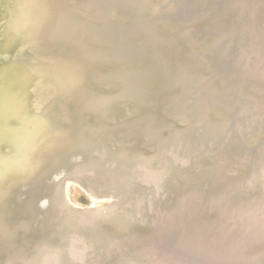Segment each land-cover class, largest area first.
I'll list each match as a JSON object with an SVG mask.
<instances>
[{
  "label": "rangeland",
  "instance_id": "obj_1",
  "mask_svg": "<svg viewBox=\"0 0 264 264\" xmlns=\"http://www.w3.org/2000/svg\"><path fill=\"white\" fill-rule=\"evenodd\" d=\"M20 1L0 0V79L8 76L0 80V264H42L49 254L58 264H82L72 249L91 264L134 236L145 240L142 248L103 264H264L257 228L264 205L252 224L247 217L239 224L233 211L263 194L246 184L252 176L264 182V127L245 129L244 116L238 129L236 104L256 95L245 75L252 57L264 62V0H192L190 13L157 20L153 40H174L186 71L155 102L162 77L154 86L147 77L155 75L145 73L161 64L124 56L149 39L132 34L140 29L133 24L174 15L185 0H121L142 6L134 17L108 15L112 0H97L101 14L83 0H30L21 12ZM25 24L38 28L35 35L28 38ZM107 32L114 36L96 35ZM43 72L61 86L74 74L82 82L65 93ZM24 73L30 80L12 84ZM29 130L38 133L28 143ZM68 134L83 142L54 166L60 149L52 142ZM42 163V175H30ZM11 167L19 171L6 172ZM237 181L242 186L232 189ZM197 192L204 196L186 199L203 202L182 201ZM163 211L170 224H155L153 239L152 221Z\"/></svg>",
  "mask_w": 264,
  "mask_h": 264
},
{
  "label": "bare ground",
  "instance_id": "obj_2",
  "mask_svg": "<svg viewBox=\"0 0 264 264\" xmlns=\"http://www.w3.org/2000/svg\"><path fill=\"white\" fill-rule=\"evenodd\" d=\"M236 1V0H235ZM242 1V0H241ZM252 1V0H251ZM109 2V1H108ZM233 2V1H232ZM85 4L87 7H89V8H94V9H96V11L98 10L100 13L99 14H101V12H103V10L102 9H100L99 7H98V5H100V2L99 1H97V0H83L82 1V4ZM110 3V2H109ZM108 3V4H109ZM235 3V2H234ZM245 3V2H244ZM243 3V4H244ZM238 5V4H237ZM251 5V4H250ZM27 6V5H26ZM84 6V5H83ZM247 7H248V5H246ZM101 7H103V6H101ZM104 7H106L105 5H104ZM253 7V6H252ZM249 8V7H248ZM233 9H234V11H236L237 10V8H235V7H233ZM234 11H232V12H234ZM240 12V11H239ZM244 13V12H243ZM237 14V11L235 12V15ZM240 14H242V13H239V15ZM103 15V14H102ZM101 15V16H102ZM249 15V14H248ZM250 15L252 16V19H253V17H254V12H253V14H251L250 13ZM249 15V16H250ZM58 16V15H57ZM96 16V15H95ZM99 17V16H98ZM102 18V17H101ZM103 20V19H102ZM135 20V19H134ZM235 20V23H237V22H241V20L242 19H239V17L238 18H235L234 19ZM104 21V20H103ZM136 21V20H135ZM220 21V20H219ZM220 23V22H219ZM222 23V22H221ZM220 23V24H221ZM132 24V23H131ZM219 24V25H220ZM217 25V24H216ZM101 26V25H100ZM136 26V25H135ZM218 26V25H217ZM100 28V27H99ZM120 28V27H119ZM135 28V27H134ZM98 29V28H97ZM135 29H137V28H135ZM114 30V29H113ZM119 30V29H118ZM129 30H131V28H129ZM122 31V30H121ZM103 32V31H102ZM106 32V31H105ZM109 32H112V31H109ZM122 33H123V31H122ZM121 33V34H122ZM110 34L112 35L113 33H108L107 32V36H105V35H102V36H100L99 34H96L97 35V37L98 38H102V37H104V39L105 40H108V38H110ZM118 34H119V31H118ZM117 33H116V35H118ZM112 36H114V35H112ZM121 37V36H120ZM100 38V39H101ZM113 42V41H112ZM123 44H125V43H123ZM249 44H251V43H249ZM124 46H126V45H124ZM257 46V45H256ZM264 46V45H263ZM124 49H127L126 47H123ZM115 50V49H114ZM260 49H258V51H259ZM252 51V50H251ZM126 53H129V54H127V55H124V56H131V55H133L134 54V56L135 57H139V59H141L142 58V53H143V49L142 48H139L138 50H134V52H126ZM108 55H109V53H108ZM144 55H148V57L149 56H151V55H149L148 53H144ZM119 56H121V55H118L117 57H119ZM110 57V56H109ZM114 57V56H113ZM253 58V57H252ZM251 58V62L247 65L248 67L246 68V69H248L250 72H246V75L245 76H248V79H246L245 77V81H249V84H250V88H252V90L256 93V95L253 97V98H251V99H248V104L246 105V104H244V107L242 108L241 107V102L240 101H237V115L239 116H237V118H238V122L236 123L237 124V127H238V129L239 128H241V127H244L243 126V124H242V121H243V117L244 116H247L248 117V120H246V123H247V125L245 126V129H247V128H249V129H247V130H250V129H253V128H255V124H257V123H260V125L262 126V127H264V62L262 63V64H258L257 63V59H252ZM144 59V58H143ZM249 59V58H248ZM146 61V60H145ZM259 61V60H258ZM147 62V61H146ZM247 62V61H246ZM260 62V61H259ZM238 64H239V62H238ZM241 64V63H240ZM250 65H252V66H256L257 65V67H259L258 68V70L257 71H259V72H256V71H252L251 70V66ZM239 67L241 68V70L243 71L244 69H245V67L246 66H244V68H243V65H239ZM116 70V69H115ZM148 71V70H147ZM241 71V72H242ZM259 73V74H258ZM146 75H154V74H152V72L150 71V73H149V71L147 72V73H145ZM15 78V77H14ZM244 78H243V80H244ZM11 79H12V77H11ZM1 81H5V80H8V76H7V79H5V78H3V79H0ZM10 80V79H9ZM12 83H13V81H12ZM7 86H8V84H6ZM5 85V86H6ZM5 91V90H4ZM0 93H1V90H0ZM10 94V93H9ZM2 95L3 94H1L0 95V97H2ZM2 101V102H1ZM1 104H3V105H5L6 104V101H3L2 100V98H1ZM247 102H245V103H247ZM243 103V102H242ZM0 112H1V115H4L3 113H4V111H1L0 110ZM3 112V113H2ZM18 112V111H17ZM17 114V113H16ZM6 115V114H5ZM242 116V117H241ZM245 124V123H244ZM236 127V128H237ZM19 131V130H18ZM25 131H26V129H25ZM22 132H23V130H22ZM37 133L38 132H34V130H32V131H30L29 130V132H26L25 134V136H26V141L29 143L30 142V140L32 139V137H34V136H36L37 135ZM7 135V134H6ZM15 138V135L13 136V138L12 139H14ZM23 141V145H21V146H18V147H20V148H23L24 146H26L27 145V142L26 141ZM12 141V140H11ZM16 142V141H15ZM20 143V142H19ZM19 143H17V144H19ZM16 145V144H15ZM24 149V148H23ZM22 150V149H21ZM263 156V159H264V154L262 155ZM239 159H242L243 157H238ZM243 159H245V158H243ZM238 160V159H237ZM145 182H147V183H153L154 182V178L153 177H145ZM249 186V189L250 190H255L256 188H258V189H261L262 190V192H263V194H259L258 196H254L252 199H248L247 201H240V202H242V204H240V202H238L237 201V204H236V206L234 205V213H235V215L237 216V221H238V223L240 224V217H244V218H246L247 217V221H248V223L251 221V218L253 217L254 218V216H255V213L253 212L254 210H256V209H260L261 210V208H263V205H264V182H260V180L259 179H257V178H253V176L252 177H250L249 179H247V184H246V186ZM240 186H242V182L241 181H237V182H235V184L233 185V187H232V189H238ZM231 190V189H230ZM228 193H229V191H228ZM192 195H189V194H186V195H184V196H182V201H192V200H189V199H186V198H191V199H195L196 197H198V196H204L202 193H191ZM225 195H226V193H225ZM228 195V194H227ZM223 197V196H222ZM206 198V197H205ZM208 198V197H207ZM212 198V197H211ZM217 198V197H216ZM209 199H210V197H209ZM219 199V198H218ZM223 199H224V197H223ZM214 200V198L213 199H211V201H213ZM229 200V199H228ZM182 201H180V202H182ZM223 201V200H222ZM143 202V201H142ZM142 202L140 203L141 205H142ZM150 202V201H149ZM201 202H203V200L201 201V199H197V200H193L192 201V204H193V206L194 205H196V204H198V203H201ZM214 202V201H213ZM216 202V201H215ZM218 202V201H217ZM184 203V202H183ZM186 204V203H185ZM139 206V205H138ZM183 206H185V205H183ZM182 205H180L179 207H183ZM228 206V205H227ZM140 207V206H139ZM143 207V206H142ZM139 209V208H138ZM141 209V208H140ZM142 210H143V208H142ZM160 211V210H159ZM157 214V216H158V218L156 219L155 218V220H157V221H155L154 220V218H152V220H154V222L149 218V217H147V218H149L151 221H152V228H153V232H152V238L153 239H155V236L159 233L158 231H159V228L157 229V227H158V225H155V224H157V223H162V221H164V223H162L159 227H161V226H163V225H166V224H170V223H167V222H169V217L167 216V215H170V213H166V211L164 212H161V213H156ZM171 214H175V213H171ZM147 215H150V214H147ZM155 215V214H154ZM251 215H253L252 217H251ZM134 217V216H133ZM146 217V216H145ZM136 218V217H135ZM261 218V223H260V225L257 227L259 230H258V236H259V238H264V212H262V216L260 217ZM144 219V218H143ZM234 220H236V219H234ZM148 222V221H147ZM249 224H252V223H249ZM183 225V224H182ZM181 225V226H182ZM254 226H255V223H254ZM162 230L163 231H166V229H165V227L164 228H162ZM162 230H161V233H162ZM160 233V234H161ZM242 235H244V234H242ZM245 236V235H244ZM152 239V240H153ZM245 241V239H240V241H239V246L241 247V241ZM145 242V240L144 239H142V237L140 238V236H134V237H132L131 239H130V241H129V243L131 244L130 246H128V244L129 243H127L125 246H123V247H120L119 245H114L113 247H114V249H113V251L112 252H110L107 256H106V254H98V256H96V259H97V261H95L96 259H93L94 261L91 263V264H99V262H100V264H103L104 262H107L106 261V259H114L115 257H118V256H121V255H124V254H128V253H130V252H136V250L139 248V247H143L142 246V243H144ZM238 242V241H237ZM75 246V245H74ZM73 246V247H74ZM248 246H250V244L248 245ZM121 249V250H120ZM125 249H128V250H125ZM129 249H134V250H132V251H130ZM250 249V248H249ZM86 250V249H85ZM118 250V251H117ZM242 251H245V252H248V253H250V252H253V251H251V249L250 250H242ZM71 252H72V255H73V257L74 258H76V259H80V260H82V264H85L84 262H86V261H84V257H85V251L84 250H79V249H72L71 250ZM58 259H57V257H55V255H53V254H49V255H46V257L42 260V264H58ZM39 264V263H38ZM255 264V263H254Z\"/></svg>",
  "mask_w": 264,
  "mask_h": 264
},
{
  "label": "water",
  "instance_id": "obj_3",
  "mask_svg": "<svg viewBox=\"0 0 264 264\" xmlns=\"http://www.w3.org/2000/svg\"><path fill=\"white\" fill-rule=\"evenodd\" d=\"M21 1H20V3H21ZM112 1H113V5L105 7L106 13L108 15L110 14V12L113 11V12H115V15L120 13V17H127L126 15H129L130 13H131V17H134V16L138 15L137 11L142 8V6H141V8H138L136 3H135L136 6H134L132 3L131 4H125L121 0H112ZM31 2H30V0H23L21 4L19 3L20 4V12H21V7L27 5V8H28V5H30ZM195 2H196V0H195ZM192 7H193V1L192 0H189V1L185 0V4H183L181 6H177V10L174 12L175 17H173L174 15H171V14L166 16V17H164L163 15L156 16L154 14V16H153L154 20L153 21L143 22L140 19L139 20L136 19L137 22H135L133 24V25L138 24L140 29L139 28L134 29V32H132V34L135 32H138L137 34L135 33V35H137L139 37H149V39L147 41H145L143 44H141L142 45L141 48L143 49V53L141 55L142 58H144L143 61L148 60L147 63H149L150 66L157 64V63L161 64V67L157 70H156V68H154L155 65L153 68L152 67L149 68L150 71L152 72V74L155 75V77H149L148 76L147 79H150V81H153L154 86L156 85V77L158 75L162 77L159 79L160 81H159L158 91L157 92L154 91L155 93H154V95H152L151 102L158 101V99H160L159 96L161 94H163L164 92H166L169 87L175 86L177 83L182 82L183 77H185V71H186L185 67L181 66L182 63L179 60H177L176 56H177L178 52L176 49V45L173 43L174 40H171V39H165V41L163 39L158 40L157 37L155 38V40H153L151 34H153V32L155 31L154 25H155V23H157V20L169 22V21H172L173 18H180V17L190 13L192 10ZM125 13H128V14H125ZM25 26H28V35H27L28 38L30 37V34L35 35V33L38 29L36 26H35V30L29 28V25L25 24ZM48 27L51 29L52 25L49 26V24H48ZM142 27L145 30H142ZM33 28H34V26H33ZM119 29H121V28H119ZM146 29H148V30H146ZM147 50H148V54H151L152 56L148 57V55H144V53H147ZM167 60H169V61H167ZM63 61H65V60H63ZM170 61H173V63H170ZM123 62H131V61L130 60H123ZM58 65H62V62L60 61L58 63ZM34 72H36V71L34 70ZM172 73H174V74L172 75ZM43 74L45 75V78H48L52 82H54V85L58 87V91H62L65 93H68L69 91H73L78 85H80L82 82V76H83V75L80 76V74H74L73 76H67L66 75L67 76L66 82L68 84L67 85L64 84L63 86H61L60 84L57 83L56 76L53 77V76H51L47 73H44V72H43ZM30 78H31L30 74L28 77V75L26 73H24L22 78L16 79V81H14L13 83L14 84L21 83L23 81H27L28 79L30 80ZM12 84H11V87H12ZM84 94H88V92H86ZM82 142L83 141H82V135L81 134H79V136L77 138L76 137L70 138V135L68 134V135H66V137L65 136L60 137L59 139L57 138L56 141H53L52 144L56 145L55 148L60 149L57 153L55 152V156L52 157V160L54 162V166L58 165L60 162L66 161L67 156H69V154H70V150L73 148H76V146L81 144ZM44 165H46V164L42 163L40 166L33 169L32 172L30 173V175L40 177L42 175L40 173V171H42V167ZM9 171H13V173L16 174V172H18L19 169L15 170V169H12V167H11L6 172H9ZM4 178L5 177H1L0 181H2ZM41 195H42V193H41Z\"/></svg>",
  "mask_w": 264,
  "mask_h": 264
}]
</instances>
